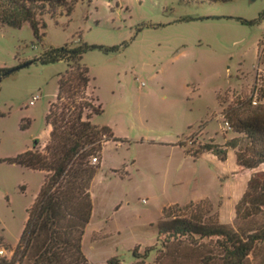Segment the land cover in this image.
Returning a JSON list of instances; mask_svg holds the SVG:
<instances>
[{
    "label": "rangeland",
    "instance_id": "obj_1",
    "mask_svg": "<svg viewBox=\"0 0 264 264\" xmlns=\"http://www.w3.org/2000/svg\"><path fill=\"white\" fill-rule=\"evenodd\" d=\"M44 20L42 40L28 22L0 26V68L13 70L0 82L4 242L17 246L44 180L43 172L7 159L37 141L44 148L46 116L67 69L64 61L37 59L65 44L109 49H92L83 61L91 96L104 110L93 122L110 126L120 139L104 143L92 183L93 213L83 239L90 263L118 256L132 264L135 248L143 254L156 246L145 263L159 264L164 248L157 224L165 209L184 216L191 212L187 206L200 204L205 218L235 225L236 205L250 178L238 172V149L228 147L226 159L194 152L201 144L225 146L241 136L225 118L228 106L251 97L257 104L239 110L246 116L264 104V0H79L70 15L46 14ZM213 248L205 240L190 257L167 256L162 264H198ZM2 250L0 257L12 256Z\"/></svg>",
    "mask_w": 264,
    "mask_h": 264
},
{
    "label": "trees",
    "instance_id": "obj_2",
    "mask_svg": "<svg viewBox=\"0 0 264 264\" xmlns=\"http://www.w3.org/2000/svg\"><path fill=\"white\" fill-rule=\"evenodd\" d=\"M79 0H0V26L22 27L28 22L35 37L42 40L47 26L44 16L70 15ZM217 2L227 0H201ZM250 23V22H247ZM101 45L65 44L48 48L37 60L44 64L64 61L67 69L61 74L56 101L46 116L50 127L44 148L38 141L32 149L8 158L7 161L28 169L42 171L44 180L28 209L27 221L15 248L0 237V250H11L12 256L0 257V264H91L83 250V239L93 213L92 183L101 167L104 143L120 141L108 125L95 124L94 116L104 110L98 97L89 91L90 69L83 61L92 49ZM112 50L118 47L111 48ZM13 72L0 68V82ZM253 105L252 98L242 99L238 106H228L224 115L230 127L241 136L225 146L214 142L199 145L194 156L211 153L226 159L228 147L238 149V172L250 173L247 189L236 205V224L228 225L214 218H205L201 205L190 208L189 215H176L165 209V218L158 226L162 248L157 262L165 257L178 259L191 256L203 241L214 242V254L204 253L198 264L219 260L221 264H264V104L240 116L239 110ZM27 125L23 124L22 129ZM190 150L188 151V153ZM99 156L100 162L91 159ZM156 246L143 254L133 250L132 264H146ZM104 264H122L118 256Z\"/></svg>",
    "mask_w": 264,
    "mask_h": 264
},
{
    "label": "built area",
    "instance_id": "obj_3",
    "mask_svg": "<svg viewBox=\"0 0 264 264\" xmlns=\"http://www.w3.org/2000/svg\"><path fill=\"white\" fill-rule=\"evenodd\" d=\"M254 104H257V101H253ZM91 162L94 163V164H97L100 162L99 160V156H95L91 159Z\"/></svg>",
    "mask_w": 264,
    "mask_h": 264
},
{
    "label": "crops",
    "instance_id": "obj_4",
    "mask_svg": "<svg viewBox=\"0 0 264 264\" xmlns=\"http://www.w3.org/2000/svg\"><path fill=\"white\" fill-rule=\"evenodd\" d=\"M95 117V116H94ZM93 119L94 118H92V121H93ZM49 128V132H50V127H48ZM102 164H103V156H102V162H101V166H102ZM42 172V171H41ZM3 250H0V252H2Z\"/></svg>",
    "mask_w": 264,
    "mask_h": 264
},
{
    "label": "water",
    "instance_id": "obj_5",
    "mask_svg": "<svg viewBox=\"0 0 264 264\" xmlns=\"http://www.w3.org/2000/svg\"><path fill=\"white\" fill-rule=\"evenodd\" d=\"M25 65H27V64H25Z\"/></svg>",
    "mask_w": 264,
    "mask_h": 264
}]
</instances>
